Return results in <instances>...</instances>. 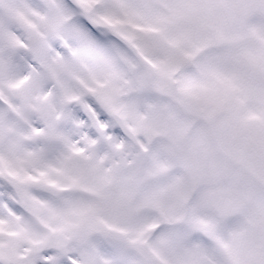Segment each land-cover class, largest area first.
<instances>
[{
  "label": "snow or ice",
  "instance_id": "6c2138e0",
  "mask_svg": "<svg viewBox=\"0 0 264 264\" xmlns=\"http://www.w3.org/2000/svg\"><path fill=\"white\" fill-rule=\"evenodd\" d=\"M0 264H264V0H0Z\"/></svg>",
  "mask_w": 264,
  "mask_h": 264
}]
</instances>
